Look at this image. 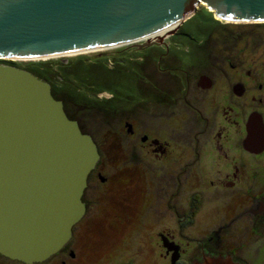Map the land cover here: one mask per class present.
Instances as JSON below:
<instances>
[{
	"label": "flooded vegetation",
	"instance_id": "flooded-vegetation-1",
	"mask_svg": "<svg viewBox=\"0 0 264 264\" xmlns=\"http://www.w3.org/2000/svg\"><path fill=\"white\" fill-rule=\"evenodd\" d=\"M206 20L110 57L108 88L91 83L74 102L61 99L81 128L84 112L101 113L108 126L105 143L93 138L100 157L82 194L84 214L51 257L77 258L68 244L83 236L103 194L106 215L119 209L113 228L134 219L132 197L143 199L142 212L163 210L172 225L156 241L170 264H264V20Z\"/></svg>",
	"mask_w": 264,
	"mask_h": 264
},
{
	"label": "water",
	"instance_id": "water-1",
	"mask_svg": "<svg viewBox=\"0 0 264 264\" xmlns=\"http://www.w3.org/2000/svg\"><path fill=\"white\" fill-rule=\"evenodd\" d=\"M198 1L0 0V59L164 38ZM203 1L228 20H264V0ZM99 157L93 137L67 115L48 81L0 63V253L33 264L62 249L84 214L82 194Z\"/></svg>",
	"mask_w": 264,
	"mask_h": 264
},
{
	"label": "rangeland",
	"instance_id": "rangeland-1",
	"mask_svg": "<svg viewBox=\"0 0 264 264\" xmlns=\"http://www.w3.org/2000/svg\"><path fill=\"white\" fill-rule=\"evenodd\" d=\"M196 6V10L194 12L191 11L192 13L190 12V15L188 14L190 17L188 15V17H184L187 19L180 25V27L178 26V28L175 29L176 35L195 31L197 23H207L206 18L210 13H215L216 16L218 15L217 11L203 0L198 1ZM193 16L195 17L192 18ZM217 17L219 18V16ZM179 23L180 21L177 23L175 22L173 24L174 26L165 32H155L156 36L166 34ZM172 31L173 30L168 34L172 33ZM153 34L151 36H153ZM162 39L163 38L158 37L152 40H140L122 45L117 44V46L115 44L113 47L108 46L109 48L102 47L90 51L61 54L44 59L27 57L8 58L5 60H10L11 62L3 64L14 65L29 70V68L34 67L39 61H49L52 70L59 74L61 79L71 80L76 86L85 90V92H80L76 90V87L74 88L71 86L74 91L78 92L79 95H87L86 91L89 92L90 90L88 91V89L90 86H93L91 83L94 84L97 91L108 88L109 84L106 82V78L110 57H117L115 58L116 60L119 58H125L128 56V53H125L124 50H130L133 47L143 48ZM90 60L95 64L90 63L86 73L83 70H80V68L84 64H88ZM64 62H70L71 68L69 69H71V73L67 71V68L61 66ZM118 62L117 64H119ZM123 62L124 61H122V63ZM120 68H123V66L114 69L116 74H118ZM108 72L112 77L113 74L110 73V71ZM83 77H86L88 80H83ZM55 83L60 85L62 82L55 81ZM75 99L76 97L73 96V99L71 98L70 101L74 102ZM78 117H80V120L83 123V129L87 134H90L99 143H105L106 135L104 134V128L108 126V123L105 121L101 113L84 112ZM99 195L104 204L99 205L96 211L93 209L90 213L91 215L89 218L91 219L87 224L83 236L75 238L68 244L67 251L73 250L77 253V258H71L69 255L65 256L64 253H59L51 258L49 257L45 261L35 262L33 264H62L63 261L65 264H170V261L162 256L163 250L161 249L160 244L156 241L157 233L172 225L171 219L168 218L167 215L159 212L163 210L157 209L154 210L156 212H153V209L148 207L146 212H142L140 211V206L143 199H135L132 197L128 201L130 204L126 210L128 211L127 216L130 218L134 217V219L129 220L124 225L113 228L109 223L111 221L112 224L115 223L113 218H115V214L119 212V209L112 207L113 209H110L112 210V213L106 215V199L103 198V194ZM99 195H97V199L99 198ZM112 198H114V196ZM0 264L25 263L12 258H5V260L0 258Z\"/></svg>",
	"mask_w": 264,
	"mask_h": 264
},
{
	"label": "trees",
	"instance_id": "trees-1",
	"mask_svg": "<svg viewBox=\"0 0 264 264\" xmlns=\"http://www.w3.org/2000/svg\"><path fill=\"white\" fill-rule=\"evenodd\" d=\"M0 62H2V63H10L11 61L10 60H5V59H0ZM37 63L35 64L34 67L29 68V70L32 73H34L36 76H38L39 78H41L43 80H46V81H48L51 84V86H52V94H53V96L56 99L61 100L63 98L66 102H71L70 99L71 98L73 99V96L76 97V95L78 94V92L74 91L73 88L71 87V86H73L74 88L77 87L75 85V83H73L71 80L61 79L60 75L52 70L49 61H39ZM61 66L64 67V68H67L68 72H70V73L72 72L71 69H69V68H71L70 62H67V63L64 62V63L61 64ZM88 66H89V63L88 64H84L80 68V70H83L86 73L88 71V69H87ZM59 78L61 80H59ZM85 79H87V78L83 77V80H85ZM55 81H62V84L57 86L56 91L53 90V85H52V83L55 82ZM70 89H71V91H70ZM66 113H67V111H66ZM67 115L71 119L76 120L75 118L70 116L68 113H67ZM81 129H82V131L84 133H86V131L83 129V127Z\"/></svg>",
	"mask_w": 264,
	"mask_h": 264
},
{
	"label": "bare ground",
	"instance_id": "bare-ground-1",
	"mask_svg": "<svg viewBox=\"0 0 264 264\" xmlns=\"http://www.w3.org/2000/svg\"><path fill=\"white\" fill-rule=\"evenodd\" d=\"M192 13V12H191ZM190 14V13H189ZM180 21V20H179ZM178 21H176V23H177ZM174 24V23H173ZM173 24H171V25H169L168 27H166V28H164V29H162V30H160V31H158V32H156V33H162V32H165V31H167V30H169L172 26H174ZM156 33L155 34H153V36L152 37H154V36H156ZM115 45V44H114ZM117 45V44H116ZM105 47H108V46H104L103 48H105ZM98 48H102V47H96V48H91V49H86V50H81V51H78V52H85V51H90V50H92V49H98ZM77 51L76 52H66V54L67 53H78ZM56 56V55H55Z\"/></svg>",
	"mask_w": 264,
	"mask_h": 264
}]
</instances>
